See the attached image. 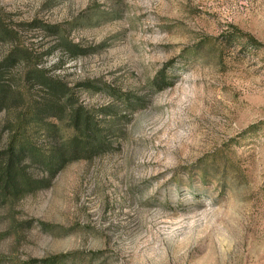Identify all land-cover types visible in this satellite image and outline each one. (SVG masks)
Returning a JSON list of instances; mask_svg holds the SVG:
<instances>
[{
  "label": "rangeland",
  "instance_id": "rangeland-1",
  "mask_svg": "<svg viewBox=\"0 0 264 264\" xmlns=\"http://www.w3.org/2000/svg\"><path fill=\"white\" fill-rule=\"evenodd\" d=\"M0 18L120 127L110 152L0 207V264H264V49L222 37L264 44V0H0Z\"/></svg>",
  "mask_w": 264,
  "mask_h": 264
},
{
  "label": "trees",
  "instance_id": "trees-1",
  "mask_svg": "<svg viewBox=\"0 0 264 264\" xmlns=\"http://www.w3.org/2000/svg\"><path fill=\"white\" fill-rule=\"evenodd\" d=\"M27 26L58 36L54 26L38 21ZM18 32L0 18V43L7 47L0 57V207L48 188L68 164L110 152L120 130L117 107H84L71 89L46 74L42 56L24 47L16 38ZM222 37L229 44L242 41L244 50L264 49L263 43L238 28ZM57 46L71 57L82 54L70 41L61 40ZM155 81L159 89L173 83L163 74ZM101 90L123 108L135 104L128 94L108 85Z\"/></svg>",
  "mask_w": 264,
  "mask_h": 264
}]
</instances>
